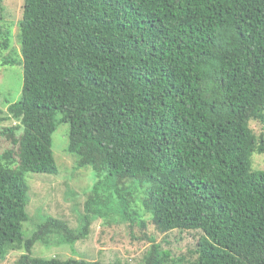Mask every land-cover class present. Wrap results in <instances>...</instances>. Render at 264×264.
<instances>
[{
	"label": "trees",
	"instance_id": "1",
	"mask_svg": "<svg viewBox=\"0 0 264 264\" xmlns=\"http://www.w3.org/2000/svg\"><path fill=\"white\" fill-rule=\"evenodd\" d=\"M21 7V56L1 60H19L23 78L18 99L0 94V140L9 143L0 151V261L22 249L12 264H106L31 253L50 234L65 244L86 238L93 215L107 218L112 205L128 214L130 178L145 185L142 206L157 231L201 230L190 264H264V169L253 165L264 134L249 127L264 122V0ZM0 39L8 48L2 23ZM62 122L66 151L97 180L78 228L45 215L29 235L26 175L59 174L52 135ZM148 238L144 264H182Z\"/></svg>",
	"mask_w": 264,
	"mask_h": 264
},
{
	"label": "rangeland",
	"instance_id": "2",
	"mask_svg": "<svg viewBox=\"0 0 264 264\" xmlns=\"http://www.w3.org/2000/svg\"><path fill=\"white\" fill-rule=\"evenodd\" d=\"M21 3L22 0H4V10L0 15V23L10 31L9 47L0 46V94L7 96L12 94L16 96L14 100L19 98L18 87L20 91L22 87V63L18 60L15 64H5L1 67V60L4 54H11L15 58L21 56L18 36V21L22 12ZM6 107L7 103L0 98L2 114H6ZM15 122L8 119L4 123ZM67 127V123L58 124L52 135V149L59 165V174L29 172L26 175L29 183L28 220L24 223V228L29 235L45 215L64 220L70 227L78 228L81 216L85 212V200L97 180L89 167H77L74 156L66 151ZM249 127L255 135L264 134V122L260 120H250ZM8 145L7 140L1 138L0 151ZM253 165L264 169V152L253 155ZM103 183L104 181L102 186ZM137 183L134 184L130 178L122 181V185L127 187L126 190L132 191L128 214L121 213L119 204L112 205L107 218L93 215L86 238L73 244H65L59 242L56 235L50 234L48 244L39 241L33 246L32 256L73 257L99 260L106 264L116 261L144 264L145 253L152 244L148 237L153 236L161 249L169 250L176 258H182V264H190L197 257V241L202 234L201 230L157 231L151 214L146 212L142 206L145 185ZM117 197L115 195L114 199L116 200ZM139 218L144 219L146 227L142 226ZM22 252V249L10 250L0 264H12Z\"/></svg>",
	"mask_w": 264,
	"mask_h": 264
}]
</instances>
